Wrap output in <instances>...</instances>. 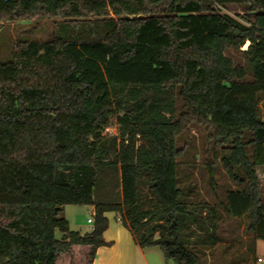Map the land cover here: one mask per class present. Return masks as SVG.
Masks as SVG:
<instances>
[{
	"label": "trees",
	"instance_id": "trees-1",
	"mask_svg": "<svg viewBox=\"0 0 264 264\" xmlns=\"http://www.w3.org/2000/svg\"><path fill=\"white\" fill-rule=\"evenodd\" d=\"M34 17L62 20L0 61V264H93L110 211L142 248L203 264L221 214L180 199L177 140L191 124L232 144L223 162L244 185L224 212L264 240V0H0V29ZM247 42L235 64L226 51ZM69 205L94 207L90 232L71 229Z\"/></svg>",
	"mask_w": 264,
	"mask_h": 264
},
{
	"label": "rangeland",
	"instance_id": "rangeland-1",
	"mask_svg": "<svg viewBox=\"0 0 264 264\" xmlns=\"http://www.w3.org/2000/svg\"><path fill=\"white\" fill-rule=\"evenodd\" d=\"M221 10L223 13L243 21L241 16L244 14V11L240 6L229 5ZM61 20V18L54 17H34L2 21L0 29V61L7 62L11 60L13 52L17 49L18 45L26 40H52L56 25ZM244 46L240 47V49L230 48L226 51L227 56L235 64H246L242 53L245 50L243 49ZM252 79V74H248L246 80L250 81ZM259 111L260 115L264 118V94H261L260 97ZM106 132L118 134V125L115 120L106 129ZM251 138L250 133H247L244 137L246 150L250 157L253 154V145L250 143ZM177 146L180 150L178 157V181L181 191V201L187 204L202 202L217 206L221 214L219 224L220 239L225 242H233V249L230 250L231 253H228L226 258H232L233 256L230 263L234 262V264H255V259H243V257H248L247 253L239 255L244 246H247V243L253 244V241L248 240L247 242V239H245L246 235H252L248 231L249 217L246 215L241 218H234L224 212L227 192L231 189L243 188L244 185L232 178L223 162V158L231 153L232 144L227 143L225 146H220L214 142L212 129L202 124H191L178 138ZM234 171L239 179H246L245 172L241 167L234 165ZM73 208L76 207L72 205L64 208L65 211H63L62 216L65 217L67 215L72 217L70 211ZM89 208L91 206L83 207L82 213L78 215V222L88 224L86 220L93 217L90 212L86 211ZM87 229H91L90 225ZM57 237H61L59 231H57ZM261 242L262 249L259 255L264 259V242ZM154 248V252L158 253L164 264H176L173 260H166L158 247ZM224 248L225 245L223 244L213 251L214 262L218 259L221 260ZM204 249L209 248L198 249L203 264H205L204 261L211 259L207 256ZM259 264H264V262Z\"/></svg>",
	"mask_w": 264,
	"mask_h": 264
},
{
	"label": "crops",
	"instance_id": "crops-1",
	"mask_svg": "<svg viewBox=\"0 0 264 264\" xmlns=\"http://www.w3.org/2000/svg\"><path fill=\"white\" fill-rule=\"evenodd\" d=\"M256 170L261 182L262 199L264 201V165H258L256 167ZM74 207L76 208H73L70 211L72 217L65 215V217L68 219L70 223L71 229L78 230L81 233L90 232L92 230L93 225L88 222V219L86 220L88 224H84L80 221L78 222L77 220L78 215L82 213L83 211L82 209L85 206L74 205ZM86 211L90 212L91 215L93 216L94 207H91ZM106 216L109 219V225L104 232V238L106 242H108V244L103 245L97 249L93 264H164L158 253L154 252L155 251L154 247L142 248L137 243L131 230L122 223L121 218L117 215L116 212H112V211L107 212ZM89 225L91 227L90 230L87 229ZM245 239H247V242L248 240L253 241V244L247 243V246H244V249L241 251L239 255L241 254L245 255V253H247L246 255H248V257L247 258L243 257V259L250 260L252 258L256 260V264L263 263L264 259L259 255V253L260 250L262 249L261 241L264 242V240L263 239L255 240L253 235H246ZM223 244L225 245V248L222 254V258L221 260L218 259L214 262V257L212 253H214L213 251ZM232 249H233V242H225L223 240H221L220 243H218L216 246L212 248L204 249L207 256L211 258L208 261H204L205 264H234V262L230 263V261H232L233 256L232 258L228 257L229 259L226 258L227 254L231 253L230 250ZM242 261L243 263H245L244 260Z\"/></svg>",
	"mask_w": 264,
	"mask_h": 264
},
{
	"label": "built area",
	"instance_id": "built-area-1",
	"mask_svg": "<svg viewBox=\"0 0 264 264\" xmlns=\"http://www.w3.org/2000/svg\"><path fill=\"white\" fill-rule=\"evenodd\" d=\"M88 222L91 223V224L93 225V223H94V218H93V217H92V218H88Z\"/></svg>",
	"mask_w": 264,
	"mask_h": 264
},
{
	"label": "bare ground",
	"instance_id": "bare-ground-1",
	"mask_svg": "<svg viewBox=\"0 0 264 264\" xmlns=\"http://www.w3.org/2000/svg\"><path fill=\"white\" fill-rule=\"evenodd\" d=\"M248 45H249V42H247L246 44H245V46L243 47V49H247L248 48Z\"/></svg>",
	"mask_w": 264,
	"mask_h": 264
},
{
	"label": "water",
	"instance_id": "water-1",
	"mask_svg": "<svg viewBox=\"0 0 264 264\" xmlns=\"http://www.w3.org/2000/svg\"><path fill=\"white\" fill-rule=\"evenodd\" d=\"M5 1H10V0H5Z\"/></svg>",
	"mask_w": 264,
	"mask_h": 264
}]
</instances>
